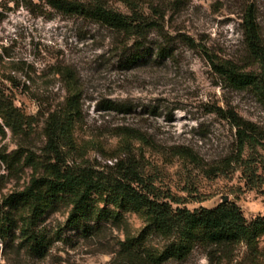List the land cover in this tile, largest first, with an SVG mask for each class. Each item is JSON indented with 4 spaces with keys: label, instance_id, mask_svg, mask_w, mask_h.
Here are the masks:
<instances>
[{
    "label": "rangeland",
    "instance_id": "1",
    "mask_svg": "<svg viewBox=\"0 0 264 264\" xmlns=\"http://www.w3.org/2000/svg\"><path fill=\"white\" fill-rule=\"evenodd\" d=\"M68 1L139 13L158 27L138 39L43 0H0V154L8 156L7 164L0 161V203L45 174L48 119L80 94L83 121L74 122L67 149L72 161L103 170L131 154L182 208H214L227 198L248 221L264 217V185L247 184L241 166L248 158L264 162V149L247 144L240 155L237 130L224 114L235 112L264 132V104L253 91L225 85L207 55L257 70L242 24L251 7L264 40V0ZM108 102L125 111L106 110ZM127 128L152 145L125 136ZM62 198L42 219V227L60 234L49 253L34 257L18 241L5 247L0 240V264H123L121 244L139 235L147 215L110 207L121 217L86 237L66 227L73 206L71 197ZM96 198L105 207V196ZM151 245L162 249L165 242ZM164 264H264V234L250 246L197 248L184 261Z\"/></svg>",
    "mask_w": 264,
    "mask_h": 264
},
{
    "label": "trees",
    "instance_id": "2",
    "mask_svg": "<svg viewBox=\"0 0 264 264\" xmlns=\"http://www.w3.org/2000/svg\"><path fill=\"white\" fill-rule=\"evenodd\" d=\"M52 9L67 16H82L103 26L138 39L158 27L139 13L126 15L107 9L103 5H87L68 0H43ZM243 32L250 57L258 64L255 71H245L236 63L220 60L208 54L213 72L228 87L253 91L264 104V40L260 33L254 9L249 7L243 18ZM137 40V44H140ZM191 41V40H190ZM193 43V42H191ZM167 56L166 48L160 53ZM139 57L136 58L138 60ZM81 95L67 100V109L52 114L47 122L45 147V174L34 177L22 191L4 198L0 203V240L5 247L14 246L31 256L44 258L60 234L42 227L44 215L55 207L62 197H71L72 210L66 227L77 229L92 237L101 229L102 221L118 220L121 212L113 214L110 207L122 211L144 212L147 225L136 237H128L121 244L118 258L123 264H164L167 261H184L197 248H230L247 243L252 245L264 234V217L248 221L241 208L223 202L214 208L190 210L182 208V201L164 193L154 181L144 175L141 161L131 154L117 160L103 170L88 162L77 163L70 159L67 149L73 146L74 122H82ZM3 102H0V113ZM11 109V106H8ZM106 110L125 111L120 104L108 102ZM220 113H224L221 109ZM237 130L241 155L248 144L264 149V132L239 117L235 112L224 113ZM9 125V124H7ZM125 136L152 145L135 130L124 129ZM191 156L190 152L178 151ZM240 157V156H239ZM0 161L7 164L8 156L0 154ZM243 175L252 188L264 185V162L248 158L241 162ZM105 207L98 208L97 196ZM154 239L165 242L162 249L155 248Z\"/></svg>",
    "mask_w": 264,
    "mask_h": 264
},
{
    "label": "water",
    "instance_id": "3",
    "mask_svg": "<svg viewBox=\"0 0 264 264\" xmlns=\"http://www.w3.org/2000/svg\"><path fill=\"white\" fill-rule=\"evenodd\" d=\"M224 202H225V203L228 202V199H227V198H224Z\"/></svg>",
    "mask_w": 264,
    "mask_h": 264
}]
</instances>
